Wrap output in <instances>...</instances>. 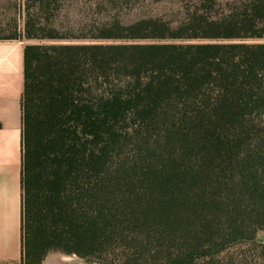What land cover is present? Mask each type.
Listing matches in <instances>:
<instances>
[{
    "label": "trees",
    "instance_id": "1",
    "mask_svg": "<svg viewBox=\"0 0 264 264\" xmlns=\"http://www.w3.org/2000/svg\"><path fill=\"white\" fill-rule=\"evenodd\" d=\"M64 1L24 0L0 37L30 41L22 264H264V0L43 23Z\"/></svg>",
    "mask_w": 264,
    "mask_h": 264
},
{
    "label": "crops",
    "instance_id": "2",
    "mask_svg": "<svg viewBox=\"0 0 264 264\" xmlns=\"http://www.w3.org/2000/svg\"><path fill=\"white\" fill-rule=\"evenodd\" d=\"M24 40H0V264H22Z\"/></svg>",
    "mask_w": 264,
    "mask_h": 264
},
{
    "label": "rangeland",
    "instance_id": "3",
    "mask_svg": "<svg viewBox=\"0 0 264 264\" xmlns=\"http://www.w3.org/2000/svg\"><path fill=\"white\" fill-rule=\"evenodd\" d=\"M232 1V0H223ZM227 3V2H224ZM24 0H0V37H11L23 33L26 13ZM198 0H65L60 12L52 11L49 23L56 27L93 25L94 23L118 18L129 24L141 19L160 18L172 25L180 23L189 10L195 9ZM48 15V17H50ZM20 38V37H19ZM29 44L30 41H25ZM264 244V231L257 236ZM264 263V261H262ZM44 264H99L74 254L51 252Z\"/></svg>",
    "mask_w": 264,
    "mask_h": 264
}]
</instances>
